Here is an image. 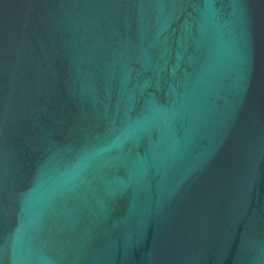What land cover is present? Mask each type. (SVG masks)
Segmentation results:
<instances>
[{"label": "water", "instance_id": "obj_1", "mask_svg": "<svg viewBox=\"0 0 264 264\" xmlns=\"http://www.w3.org/2000/svg\"><path fill=\"white\" fill-rule=\"evenodd\" d=\"M0 264H264V0H0Z\"/></svg>", "mask_w": 264, "mask_h": 264}]
</instances>
